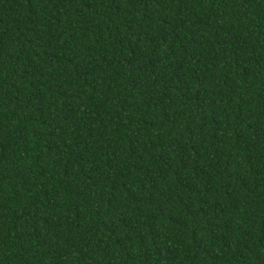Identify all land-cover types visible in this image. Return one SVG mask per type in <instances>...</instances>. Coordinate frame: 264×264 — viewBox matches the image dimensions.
<instances>
[{
	"label": "trees",
	"instance_id": "16d2710c",
	"mask_svg": "<svg viewBox=\"0 0 264 264\" xmlns=\"http://www.w3.org/2000/svg\"><path fill=\"white\" fill-rule=\"evenodd\" d=\"M0 264H264V0H0Z\"/></svg>",
	"mask_w": 264,
	"mask_h": 264
}]
</instances>
